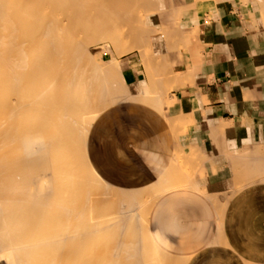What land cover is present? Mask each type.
I'll return each mask as SVG.
<instances>
[{"label": "crops", "instance_id": "obj_1", "mask_svg": "<svg viewBox=\"0 0 264 264\" xmlns=\"http://www.w3.org/2000/svg\"><path fill=\"white\" fill-rule=\"evenodd\" d=\"M141 28L89 129L91 169L160 188L146 229L173 263L264 264V0H163Z\"/></svg>", "mask_w": 264, "mask_h": 264}, {"label": "bare ground", "instance_id": "obj_2", "mask_svg": "<svg viewBox=\"0 0 264 264\" xmlns=\"http://www.w3.org/2000/svg\"><path fill=\"white\" fill-rule=\"evenodd\" d=\"M162 4L0 0V264H162L135 225L160 188L109 194L85 173L89 129L119 101L114 57L90 48L128 53Z\"/></svg>", "mask_w": 264, "mask_h": 264}, {"label": "rangeland", "instance_id": "obj_3", "mask_svg": "<svg viewBox=\"0 0 264 264\" xmlns=\"http://www.w3.org/2000/svg\"><path fill=\"white\" fill-rule=\"evenodd\" d=\"M102 45V46H101ZM130 48V45L128 46ZM117 48H115V46L113 47V45L111 44H100V45H97V46H94V47H91L90 48V54L95 57V58H100L101 59V64L104 65V67L111 69L110 66V57H114V60H115V64L113 63L112 65H117V57L121 56V55H124V54H127V53H122L121 51H118L116 53V50ZM129 50V49H128ZM131 51V50H129ZM128 51V52H129ZM120 52V53H119ZM116 58V59H115ZM108 66V67H107ZM105 68V69H106ZM112 71H114V69L112 68ZM114 73L116 74V72L114 71L110 77V82H112L114 85L113 87L111 86V90H113L115 96L116 94H119L120 92H122V87H121V84H120V81H119V77L116 75H114ZM117 81V83H116ZM116 85V86H115ZM108 106H105L103 108V110H101V112H98L99 114L102 113L103 111H105L106 109H108L109 107H111L112 105L114 104H111L110 102L107 104ZM98 114V115H99ZM86 143V142H85ZM85 153H86V144H85ZM87 158V155L85 156V170L86 172L85 173H89L87 174L88 177L91 176L89 179H91L93 182H95L96 185H99L101 186V188L103 190H105L107 193L109 194H112L113 192H126V193H131L132 191H128V190H123V189H118V188H114L108 184H106L105 182H100L98 179H97V175L95 176L94 175V172L93 170L91 169L89 163H86L88 162V160H86ZM89 168V169H88ZM91 174V175H90ZM99 178V177H98ZM95 179V181H94ZM100 179V178H99ZM102 181V180H101ZM107 185V186H106ZM146 190V189H144ZM137 191H142V190H137ZM152 201V199H151ZM146 202H150V199H147ZM145 219V220H144ZM142 221H136L135 225L137 227H140L141 228V234H142V237L143 239L147 238L146 240L149 241L151 243L152 246H154V243L151 239V237L149 236L148 232H147V229H146V218H144ZM145 240V241H146ZM151 250V256H153V258L159 262V263H162V264H172L173 261H170L168 260V258H166L163 254L159 253V252H156L154 251L153 248L150 249Z\"/></svg>", "mask_w": 264, "mask_h": 264}]
</instances>
